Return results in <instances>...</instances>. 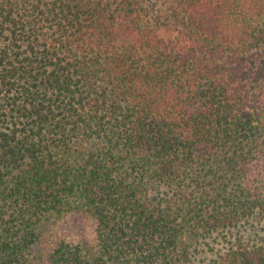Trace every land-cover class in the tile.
<instances>
[{"label":"trees","instance_id":"trees-1","mask_svg":"<svg viewBox=\"0 0 264 264\" xmlns=\"http://www.w3.org/2000/svg\"><path fill=\"white\" fill-rule=\"evenodd\" d=\"M260 218L264 0H0V264H193Z\"/></svg>","mask_w":264,"mask_h":264},{"label":"rangeland","instance_id":"rangeland-1","mask_svg":"<svg viewBox=\"0 0 264 264\" xmlns=\"http://www.w3.org/2000/svg\"><path fill=\"white\" fill-rule=\"evenodd\" d=\"M80 224L82 223L80 222L76 224L75 222L69 221L66 225H64V228L67 229V232L70 234L81 233L84 238L89 237V231L82 228ZM224 233L227 234L226 240H221V238L216 236L208 237L205 241L211 246V248L209 249L208 246H204L207 250L205 252V256H199L198 260L193 264H216L219 257L224 255L227 251L228 244L225 241L239 239L240 243L244 245H261V243L264 242V218H260V220L251 219L249 223L239 224L237 227Z\"/></svg>","mask_w":264,"mask_h":264}]
</instances>
